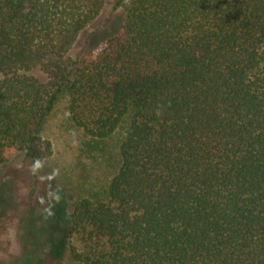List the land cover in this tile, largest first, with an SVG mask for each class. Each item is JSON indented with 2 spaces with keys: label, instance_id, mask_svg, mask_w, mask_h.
<instances>
[{
  "label": "trees",
  "instance_id": "trees-1",
  "mask_svg": "<svg viewBox=\"0 0 264 264\" xmlns=\"http://www.w3.org/2000/svg\"><path fill=\"white\" fill-rule=\"evenodd\" d=\"M64 98L92 149L118 137L117 168L39 205L61 228L40 230L44 256L264 264V0H0V166L53 155L42 130Z\"/></svg>",
  "mask_w": 264,
  "mask_h": 264
},
{
  "label": "rangeland",
  "instance_id": "rangeland-1",
  "mask_svg": "<svg viewBox=\"0 0 264 264\" xmlns=\"http://www.w3.org/2000/svg\"><path fill=\"white\" fill-rule=\"evenodd\" d=\"M108 13L113 18L106 26L113 33L121 23L120 11H113L109 6L106 15ZM89 33L93 34L94 29ZM108 34L100 35L90 46L100 45ZM42 137L52 143L53 155L50 158L35 166L19 152L0 166V264H22L18 259L23 258L26 246L29 251L26 257L30 252L35 257L29 264H60V260L44 256L43 251L47 248L38 245L37 240L43 234L40 230L59 232L61 228L54 226L46 217L35 215V211H40V206L46 207V200L50 201L58 194V205L70 207L79 198L106 190L117 168L115 145L118 137L106 141L102 149H92L87 145L89 138L69 121L65 98L46 120ZM29 229L37 233L33 240ZM44 235V240L40 236L43 243L48 239ZM72 244L77 248V242ZM64 264L81 263L73 260L67 251Z\"/></svg>",
  "mask_w": 264,
  "mask_h": 264
}]
</instances>
